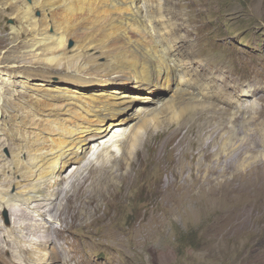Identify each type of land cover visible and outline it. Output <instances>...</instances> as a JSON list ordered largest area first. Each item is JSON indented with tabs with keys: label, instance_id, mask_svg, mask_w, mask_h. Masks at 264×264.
<instances>
[{
	"label": "rangeland",
	"instance_id": "obj_1",
	"mask_svg": "<svg viewBox=\"0 0 264 264\" xmlns=\"http://www.w3.org/2000/svg\"><path fill=\"white\" fill-rule=\"evenodd\" d=\"M96 1L98 0H80L75 6V14L68 10L53 20L47 17L42 8H35L34 5L32 18L40 24L41 32L52 34L51 28L56 27L57 32L63 33L64 50L68 52V56L74 55L70 52L71 49L82 45L89 35L90 40L95 38L96 43L103 49L104 55L101 53V55L87 56L86 59L98 68L108 67L111 61L115 62L120 58H122L120 63H123V59L124 61L126 59L123 55L135 54L133 46L139 35L132 38L128 28V19L133 20L132 24L137 20V17L133 16L143 18L140 23L143 20L145 22L147 34L140 32L142 37L147 38L146 40L152 39L154 45L160 44V48L164 50L163 53L167 55L163 44L161 45L158 40L157 33L160 25L156 22L158 19H167L166 23L171 21L172 24L170 22L166 27L177 26L174 34L169 36L174 37L173 39L178 41L181 47V57L180 55L177 56L178 58L175 57L176 62H172L171 65L180 67L177 69L180 70L179 80H183L181 69L183 70L186 66L191 75L194 74L200 82L207 84L204 86L205 94L203 93L207 97L203 95L204 97L201 98H208V104L206 107L202 105L195 112L190 109V113L181 120L175 118L172 123L161 124L152 131L150 129L146 136L144 135L145 138L133 155L135 163L131 169L129 185L118 182L115 186L102 185L96 190L91 184L89 185L94 175L90 177L92 181L89 178L88 185L85 183L87 185L85 189L88 190L89 195L93 191V196H97L100 201H98L99 213L103 215V219L96 220V208L90 207L88 210H81V212L84 211L81 216L83 220L77 223L75 230H69L70 225L64 230L66 223L53 221L51 218V215L56 214L60 208L56 202L65 206L66 200L62 197L64 194L60 201L52 205L53 213L47 214L46 218L58 231L52 236L57 239L59 246L61 244L60 249L63 248L61 251L64 258L71 259L70 264H264V0H136L138 15L130 13L131 16H128L129 13L124 14L125 11L122 9V15L128 18L124 22L125 28L118 22L119 12L118 14L114 12L113 3L111 9L103 5L104 7L98 6V10L95 11ZM10 2L11 0H0V141L2 142L7 134H11L9 132L11 116L15 115V122L20 125L22 115L32 108L24 109L18 107L16 102L12 103L18 92L26 91L34 100L47 93L56 95V90L60 88L68 90V93L79 88L78 85L65 81L66 69L57 71L50 65L36 63V56L40 55L41 51L31 52L30 47L37 35L28 33L16 37L13 34V28L19 30L22 24H20L18 13L13 10L16 4ZM25 2L29 5L34 4V0H25ZM100 2L103 1L100 0ZM12 4L15 7L8 8ZM85 4H87L85 6L87 10L83 9ZM79 8H82L85 14L80 13ZM37 23L31 25L35 27ZM125 30L129 46L120 42ZM18 41L22 42V45L16 53L8 52L10 47L16 45ZM171 43L173 42L167 43L166 46L170 47ZM47 46L53 47L54 44L49 43ZM45 53L47 54L44 51L40 57H47ZM76 62V57L73 56L70 63L74 65ZM45 74H48L46 78L43 77ZM65 90L62 92L67 93ZM210 93L215 95L212 96ZM171 95V91L159 88L155 93V99L163 102L169 100ZM152 106L154 102L138 103L127 111L124 117H141L142 111L145 112ZM258 107H261L259 116L249 117L248 115L258 112ZM4 110L6 114L3 113ZM44 110H41L40 114L43 112L46 115L48 110L45 112ZM230 111L235 112L230 115ZM180 121L183 122L180 124L178 123ZM132 125L133 123L129 125V128ZM177 126L183 128L185 132L189 131L190 140L185 144V148L181 147L180 152L167 153L163 157V163L167 161L165 165H155L154 160L151 159L154 151L152 147L165 139V131L177 129ZM129 128L124 125L115 127L106 140L91 144L87 159L98 163L100 154L104 153L107 160H110L111 154L103 149V146L112 145L118 138L112 140L111 136L125 135ZM28 130L23 129L21 133L19 132L21 136L17 134L18 137L24 141L25 138L28 139L35 133H39L37 130H29L30 132ZM109 138H111L110 141ZM2 146L0 145V157L8 163L6 165L9 168L6 173L9 175L11 168L14 169L12 162L25 158V150L23 148L17 151L12 150L8 144ZM113 147L111 149H114L116 157H120L119 147ZM203 148H208L207 154H212L205 155ZM217 158L220 159V163L216 165L217 172L208 173L209 170L199 169L198 162L201 160L204 164L215 165L219 162L215 161ZM176 159H179L178 165L181 161V167L185 166V168L181 172V167L178 166L177 175L173 177L166 172V166ZM74 167H69L63 173V177H69ZM22 168L21 164L18 167L20 174L11 176L20 183L8 185L5 188L12 194L43 183L41 181L45 179L42 173L33 175L29 173L30 181H24L20 176L25 171ZM168 178L174 184V187H171L172 190L166 194L169 202L163 199V195L159 192V184H164V180ZM37 180H39L38 183ZM67 183L70 182L60 183L56 188H67ZM49 188L47 189H52L48 190L51 195L54 187ZM173 191L176 195L174 199L169 197ZM182 191L188 192L183 193L185 196L181 198L179 195ZM77 192L72 199H76ZM99 193L100 197H98ZM201 193L204 194L199 208H179V204L193 203ZM31 203L35 205V200ZM164 205L168 206V210L166 208L168 214L165 212ZM23 208L28 215L33 214L30 212L33 211L32 208L26 205ZM11 213L9 209H0V224L7 229L11 228L15 219ZM26 219L25 223L28 227V224L33 221L29 219V216ZM151 221L152 226L148 225ZM136 225L139 227L137 228ZM74 259L77 261L74 262ZM61 262L60 264L64 263ZM47 263L51 264L48 261L44 262V264Z\"/></svg>",
	"mask_w": 264,
	"mask_h": 264
},
{
	"label": "bare ground",
	"instance_id": "obj_2",
	"mask_svg": "<svg viewBox=\"0 0 264 264\" xmlns=\"http://www.w3.org/2000/svg\"><path fill=\"white\" fill-rule=\"evenodd\" d=\"M102 1L103 2H100V0L96 1L97 6L96 8H94L95 11L98 10V6L103 5L111 9V5L113 3L114 5L112 6V8L114 9V12H117V14L119 12L118 22L121 23V26H123L124 28V22L128 19L126 16H124L125 13L126 15L129 13L128 16H131L130 13H135L138 15V10H136V0ZM11 2L16 4V7L18 8H16L14 4L10 5V7L8 8L11 9L15 7L13 10L18 13L19 20H21L20 24H22V27L19 30L13 28V34L16 35V37H21L28 33L33 34V36L36 34L37 36L34 37L35 41L30 47L32 49L31 52H36V50L41 51L40 55L38 54L39 56H36V63L50 65L51 68L57 71L66 69L67 78L65 79V81H67V83L69 84L78 85L79 88L74 89L73 91H71V93H68V90L66 91L65 89L60 88L58 91L56 90V95L52 93H47V95L41 96V98H34V100L32 99V97L29 96L26 91H20L21 93L18 92L17 96L15 95V100L12 101V103L16 102V105L18 107L24 109L30 107L32 108H30V111L26 112L25 115H22L21 121L19 123L20 125L16 124L15 122L16 116H11V127L9 128L11 130L9 131L11 132V134H7L3 142L2 140L0 141V145L4 146V144H8L9 147L12 148V150L17 151L21 150L22 148L25 150V158H20L18 161L16 160L15 162H12V166L14 167V169L11 168L9 175H7L6 173L9 168L6 165L8 163H5L4 160L0 157V209H9L10 211H12L11 215L13 216V218L15 217V219L13 220V225L10 229H7L6 227L0 224V264H42V262L44 264L45 261H48L51 264H60L61 261H63L65 264H70L71 259H67L68 257L64 258V255L61 251L63 248L60 249L61 244L59 246L57 239L52 236L53 233L57 234L58 231L56 230V228L53 227L52 224H50V222H48L46 218L47 214L53 213L52 205H55L56 201H60L61 196L64 194L62 197H64V199L66 200L65 206H63L64 204L56 202V205H60V208L58 207L59 210L57 213L55 212L56 214L51 215L53 221L55 220L64 224L66 223L65 227L61 225L64 230H66V227H69V225V230H75L77 223L83 220L81 216L83 215L82 212L84 211L81 212V210H88L90 209V207L96 208V212L94 211L97 214L95 218L96 220L103 219V215H100L99 213L100 205H98L99 200L97 199V196H93V191H91L92 194L89 195L87 193L88 190L85 189L88 185L87 183L89 182V178L94 175L93 181L90 178V181L92 182L89 183V185L91 184L96 190L99 186H115L118 182H122L124 185H129L128 181L132 176V174H130L131 169L135 163L133 155L136 149H138L141 141L145 138L144 135L146 136L150 129L152 131L154 128L159 127L161 124L172 123L175 118L181 120V118L190 113V109L195 112V110L202 107V105L206 107L208 104V98L205 99L207 95H204V91H206V88H204V86H206L207 84L204 85V83L200 82L198 77H196L194 74L191 75L186 66L183 67V70L181 69L184 78L183 80H179L180 70L177 69L180 67L177 68V65L172 66L171 63L176 62L175 57L178 58L177 56L181 54V47L179 46V42L173 39L174 37L171 38L169 36H172V34H174V29H176L177 26L169 25V27H166V25L170 24L171 22L170 21L169 23H166L167 19L165 20L163 18L158 19L156 21L157 24L159 23L158 25H160L157 33L158 40L160 41L161 45L163 44L162 46L165 49V53L167 55L163 53L164 50H162V47L160 48V44L154 45L152 39L148 38V40H146L147 38L142 37L140 32L144 33L145 35L147 31L145 22L143 20L142 23H140L143 18L133 16L134 18L137 17L136 19L138 21L136 20L135 23L132 24L133 20L130 21L128 19V28L129 31L132 33V38H136V35H139L138 38H136V41L133 46L135 54L130 55L129 53H126L127 56L123 55V58H126L125 61L123 59V63H120L122 61L120 60L122 58H120L115 62L111 61V64L108 67L105 66V68H98L97 65L95 66L94 64H90L89 61L86 59L87 56H96L98 54L101 55V53L104 55L103 49L96 43L95 38L93 40H90L89 35L82 45H77L78 47L76 46L75 48L73 47L71 49L70 52L74 55L68 56V52L64 50L65 40L63 38V33L60 31L57 32L55 29L56 27L51 28L53 29L52 34L47 32H41L40 24H38L37 21L32 18L34 5L35 8H42L47 17H49L50 20H53L57 19V16H60L63 12L68 10L72 11L75 14V6L77 2H80V0H34V4L32 5L27 4L25 0H11ZM84 2L85 1H83V3ZM86 5L87 4H85L84 7L82 6L83 9ZM79 9L80 13L85 14L84 10L86 8L84 10L82 8ZM122 9L123 11H125L123 12V15ZM36 23L37 26L35 27H33L34 25H31H36ZM30 26H32V28L28 29L30 28ZM3 29H5L4 26ZM123 32L125 33L122 34L120 42L129 46L127 31L125 30ZM169 42L173 43H171L172 45L170 47H167L166 45ZM49 43H53L54 46H51L52 48L50 46H47ZM21 45L22 42H16V45H13L11 47L9 46L10 49L8 52L16 53V50ZM151 45L153 46V48ZM44 51L47 52V54L45 53L47 57H40L42 56ZM73 56L76 57L77 61L76 63H74V65L70 63V60L73 58ZM188 73H190V75H188ZM27 74L25 76H27ZM46 76H48V74H45L43 77L46 78ZM12 86H14V83H12ZM159 88H164L169 92H172V95L169 100L160 102L158 101V99H155V93ZM172 88H174V90H172ZM47 90L51 92L50 89ZM64 90L67 93H63L62 91ZM86 90H88L89 92H85ZM203 95L205 96V98H201L204 97ZM152 102H154V106H152L145 112L142 111L141 117H124V114L127 111L131 110L136 104ZM43 109L48 110L47 114L45 113L46 115H44L43 112L41 113L43 114L42 117L44 116L45 118L40 117V112ZM5 110L3 111V113L6 114ZM260 110L261 107H258V112H255L248 116L256 118L257 116H259ZM234 112L235 111H230V115ZM182 122L183 121H180L178 123L181 124ZM132 123L133 125L129 128V125ZM123 125L129 128L125 135H112V140L115 138L118 139L114 141L112 145L103 144V149H106V151L111 154L110 160H107L108 158H106L104 153L101 152L100 158H98L99 162L97 161L98 163H96V161L93 162L87 159L88 154L91 151V144H94L103 139L106 140V138L111 134L113 128ZM23 129L25 131L27 129L31 131L37 130L39 131V133L36 134L35 132H32L33 134H35L33 136L29 135L30 137L28 139L25 138V140L23 141L22 138L18 137L17 135L19 132L21 133ZM29 130L28 132H30ZM188 132H185L180 126L174 130L172 129L165 131V139L161 143L156 144L155 147H152L154 151L153 158L151 159L152 161L154 160V164L165 165V162L167 161L163 163V157L167 153L176 154L177 151H181L182 146L183 148H185V144L190 140V133ZM111 138H109V141L111 140ZM113 146L119 147V150L121 151L120 157H116V155L114 154V149H111ZM199 149L200 148H198V150ZM203 150L206 152L205 155L207 156L212 154H207L209 151L208 148H203ZM31 153H34L35 155ZM209 159L210 158L208 157V160ZM178 160L179 159L173 161L169 160L172 163L169 165L167 164L166 166V172L169 173V175L171 174L173 177L177 175L176 169L178 168V166L181 167L182 165L181 161L180 165H178ZM215 161L219 162L215 165H208L204 164L201 160V162H198V164L200 163L199 169L209 170L210 172L208 173L217 172L216 165L220 163V159L217 158ZM21 164L23 166L22 169H25L24 172L22 170L23 173H21L20 175L22 176L21 178H23L24 181H30L29 173H32V175L42 173L45 176V179L44 181H41L43 183H39L35 186L32 185L30 187L25 188V190H23L22 192L12 194L5 188L8 185H18L20 183L19 181L14 180L16 178H13L11 176L13 174L18 175V173L20 172V169H18V167ZM71 166L75 167L74 169L72 168L73 170L72 172H70V176L68 175L69 177H63V173L66 172V170ZM184 168L185 166L181 167V172H183ZM115 180H117V182L114 183ZM38 181L39 180H37V183ZM67 181L70 182L69 184L67 183V188H56L58 184H62ZM164 181V184H159V192L163 195V199L168 201V196L166 194H168L167 192L169 190H172L171 187H174V184L171 182L170 178ZM49 187H54V191L51 195L48 193V190L50 189ZM75 192H77L76 199H72L75 195ZM187 192L182 191L180 192L181 194L178 195L182 198L183 196H185V194L183 193ZM94 193L96 194V192ZM173 193L174 191L169 194V197L174 199L176 198V195ZM203 194L204 193L199 194L195 198L194 202L191 204H185L181 202L182 204L178 205L179 208H199L202 202L201 199L203 197ZM53 197L56 199H54ZM98 197H100V193ZM33 200H35V205L31 203V201ZM121 203L123 204V202ZM32 204L34 205L33 207L31 206ZM24 205L32 208L33 211L30 212H33V214L28 215L27 212L24 211ZM166 208L168 210V206H165V212ZM88 212L92 213V211ZM166 213L168 214V211ZM150 214L152 215V212ZM28 216L29 219L33 221V223L30 221L31 223H29V226L26 227L27 225L25 223V219L28 218ZM109 221L107 223H109ZM151 224L152 221L148 222V225ZM138 227L139 226H137V228ZM27 230L30 231L28 232ZM63 232L64 231H62V233ZM59 239H61L60 236ZM105 242H107V240ZM73 261L75 262L77 260L74 259Z\"/></svg>",
	"mask_w": 264,
	"mask_h": 264
}]
</instances>
